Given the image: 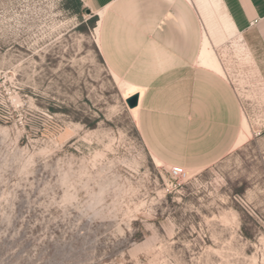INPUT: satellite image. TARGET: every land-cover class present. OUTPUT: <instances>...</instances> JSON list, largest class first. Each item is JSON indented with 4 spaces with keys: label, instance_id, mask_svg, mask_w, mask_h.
Instances as JSON below:
<instances>
[{
    "label": "rangeland",
    "instance_id": "rangeland-1",
    "mask_svg": "<svg viewBox=\"0 0 264 264\" xmlns=\"http://www.w3.org/2000/svg\"><path fill=\"white\" fill-rule=\"evenodd\" d=\"M190 1L251 133L173 179L99 54L97 16L0 0V264H264V77L224 1Z\"/></svg>",
    "mask_w": 264,
    "mask_h": 264
},
{
    "label": "crops",
    "instance_id": "crops-1",
    "mask_svg": "<svg viewBox=\"0 0 264 264\" xmlns=\"http://www.w3.org/2000/svg\"><path fill=\"white\" fill-rule=\"evenodd\" d=\"M80 1L97 16L107 68L143 89L135 119L152 157L200 170L235 150L244 118L239 99L190 0ZM223 1L231 30L264 77V0ZM202 51L218 69L202 62Z\"/></svg>",
    "mask_w": 264,
    "mask_h": 264
},
{
    "label": "bare ground",
    "instance_id": "bare-ground-1",
    "mask_svg": "<svg viewBox=\"0 0 264 264\" xmlns=\"http://www.w3.org/2000/svg\"><path fill=\"white\" fill-rule=\"evenodd\" d=\"M202 57H203L202 62H203L206 66L211 67V68H214V69H218V67H217L215 64H212V63H211V61H210L209 58L207 57L205 51H202ZM113 76H114V78H115L116 81H117V86H118L119 91H120V93H121V95H122V97H123L124 99H127L128 97H130V96H132V95H134V94H137V95H138V99L140 98V96L142 95L143 89H141V88H139V87H137V86H135V85H132V84H130V83H127V82H124V81L120 80V79H119L116 75H114V74H113ZM137 108H138V104H137L135 107L130 108V109L135 113V117H136V111H137ZM250 133H251V131H250L249 125H248L246 119L243 118V120H242V124H241V130H240V133H239V135H238V138H237V141H236V144H235V149H237V148L243 146V145L247 142V140H248V138H249V136H250ZM155 161H156L158 164L161 163V162H160L158 159H156V158H155Z\"/></svg>",
    "mask_w": 264,
    "mask_h": 264
},
{
    "label": "built area",
    "instance_id": "built-area-1",
    "mask_svg": "<svg viewBox=\"0 0 264 264\" xmlns=\"http://www.w3.org/2000/svg\"><path fill=\"white\" fill-rule=\"evenodd\" d=\"M169 175L173 179H179L181 177H184L186 175V172H185V169L183 167L172 166L169 170Z\"/></svg>",
    "mask_w": 264,
    "mask_h": 264
},
{
    "label": "water",
    "instance_id": "water-1",
    "mask_svg": "<svg viewBox=\"0 0 264 264\" xmlns=\"http://www.w3.org/2000/svg\"><path fill=\"white\" fill-rule=\"evenodd\" d=\"M86 13L90 14L91 11L89 9H86ZM125 103H126L128 108L135 107L138 104V95L134 94V95L128 97L127 99H125Z\"/></svg>",
    "mask_w": 264,
    "mask_h": 264
}]
</instances>
